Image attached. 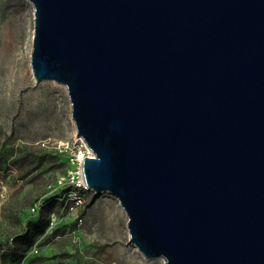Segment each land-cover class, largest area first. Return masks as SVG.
<instances>
[{
	"label": "water",
	"instance_id": "water-1",
	"mask_svg": "<svg viewBox=\"0 0 264 264\" xmlns=\"http://www.w3.org/2000/svg\"><path fill=\"white\" fill-rule=\"evenodd\" d=\"M87 187L162 264H264V0H29Z\"/></svg>",
	"mask_w": 264,
	"mask_h": 264
},
{
	"label": "rangeland",
	"instance_id": "rangeland-1",
	"mask_svg": "<svg viewBox=\"0 0 264 264\" xmlns=\"http://www.w3.org/2000/svg\"><path fill=\"white\" fill-rule=\"evenodd\" d=\"M33 37L32 3L0 0V239L16 241L27 229L34 235L32 244H15L21 257L7 264H162L130 242L129 217L113 194L89 189L75 208L61 199L62 143L76 127L66 86L36 83ZM15 45L22 64L13 68Z\"/></svg>",
	"mask_w": 264,
	"mask_h": 264
},
{
	"label": "built area",
	"instance_id": "built-area-1",
	"mask_svg": "<svg viewBox=\"0 0 264 264\" xmlns=\"http://www.w3.org/2000/svg\"><path fill=\"white\" fill-rule=\"evenodd\" d=\"M62 147L61 150L67 152L68 168L60 179V183L64 185L61 189V199L70 203L71 208H75L85 203L83 195L89 188L85 181L83 164L86 158L95 157V153L77 133L73 138L64 141ZM36 207L37 205H34L31 210L35 212Z\"/></svg>",
	"mask_w": 264,
	"mask_h": 264
},
{
	"label": "trees",
	"instance_id": "trees-1",
	"mask_svg": "<svg viewBox=\"0 0 264 264\" xmlns=\"http://www.w3.org/2000/svg\"><path fill=\"white\" fill-rule=\"evenodd\" d=\"M29 230L31 229L18 234L16 241L12 238L0 239V264H7L8 260L14 261L21 257L20 249L15 245L16 243L29 242L32 244L34 242L32 230Z\"/></svg>",
	"mask_w": 264,
	"mask_h": 264
},
{
	"label": "bare ground",
	"instance_id": "bare-ground-1",
	"mask_svg": "<svg viewBox=\"0 0 264 264\" xmlns=\"http://www.w3.org/2000/svg\"><path fill=\"white\" fill-rule=\"evenodd\" d=\"M13 50H14V54H12V56H11V61H10V62H11V64H12L13 68L20 67L21 64H22V62H20V61H19V58L16 57V51H17V47H16V45L14 46ZM18 72H19V69H18ZM24 73H25V74L27 73V70H26V69H24ZM24 78H25L24 74H23V76H21V75L19 74L20 82H23Z\"/></svg>",
	"mask_w": 264,
	"mask_h": 264
}]
</instances>
